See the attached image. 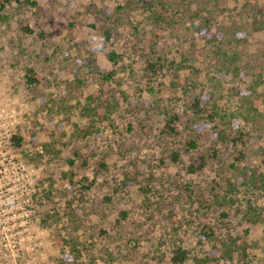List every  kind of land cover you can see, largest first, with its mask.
<instances>
[{
	"label": "rangeland",
	"instance_id": "rangeland-1",
	"mask_svg": "<svg viewBox=\"0 0 264 264\" xmlns=\"http://www.w3.org/2000/svg\"><path fill=\"white\" fill-rule=\"evenodd\" d=\"M29 2L0 0L1 120L48 179L18 195L15 221L0 211V264H61L60 240L69 264H174L179 249L183 264H264V193L229 186L264 174V103L241 115L246 88L264 94V0ZM235 122L242 142L214 141ZM230 236L246 250L229 262Z\"/></svg>",
	"mask_w": 264,
	"mask_h": 264
},
{
	"label": "trees",
	"instance_id": "trees-1",
	"mask_svg": "<svg viewBox=\"0 0 264 264\" xmlns=\"http://www.w3.org/2000/svg\"><path fill=\"white\" fill-rule=\"evenodd\" d=\"M18 3L22 6H24L25 4H29V0H17ZM138 2V4H141L142 6H146L147 8H152L153 5H154V0H136ZM32 5H36L35 3H32ZM179 13V11L177 12ZM3 18H7V17H3ZM154 20L155 21H159L161 18L156 16V14L153 16ZM254 21L257 23V24H260L259 23V19L258 18H254ZM264 27V22L261 23ZM26 32L28 33H32V31L27 28L25 29ZM113 57V56H112ZM114 58V57H113ZM112 58V59H113ZM150 66L152 68H154L156 66L155 63H151ZM150 67V68H151ZM27 73L25 75V79H26V82H27V85L28 86H31V85H35V84H38L40 83V79L35 76L34 74V71L32 69H27L26 70ZM256 85H253V86H250L248 88H246L244 91H243V101L245 103H247L249 105L248 109L245 110V113H242L241 115L244 117L245 120H252V117H250L253 113L256 114L258 112V108H260L263 103H264V94H261V95H257V92H256ZM207 101L203 100L202 98H197L195 104H194V109H196L197 112L201 113L203 107L205 106ZM91 106V105H89ZM87 113H92L93 110L88 109L86 110ZM214 116H210V119H213ZM235 118V121L237 120L236 119V116H234ZM175 119H179L177 116H175L174 120ZM233 125L235 126L234 128V131L235 133L232 134V135H229L228 132H226L224 129H219V127L216 125V126H213L212 127V130L214 134L213 135V138H214V141H222L224 143H230L233 147L237 146L240 142H242L244 140V138L242 139V132L239 136V130H237V122L233 123ZM202 127L206 128L207 125H203ZM174 130V128L172 129ZM22 141H23V138L22 137H17L15 138V145L18 147V148H22ZM197 147L196 145V142L195 141H192L191 143H188L187 144V148L188 149H192V150H195ZM217 151L214 149V153H216ZM216 156V154H215ZM172 161L173 162H178L179 161V154L178 153H174L172 155ZM201 163L199 164L197 162L196 165L195 164H191L188 171L190 174H194V173H197L199 171H202L203 168H204V165L206 163V158L205 157H202L200 159ZM247 170H245L237 179L238 181L236 183H230L229 186H230V191H233V187H234V190H237L239 187L238 186H244L248 191H251L253 193H256V192H262L264 193V174H261L258 169L257 170H251L250 174L247 175L246 174ZM247 175V176H246ZM66 176V174H64V177ZM46 179H48V177L46 176V171H43L42 172V175L40 176V178L38 179H35V185H40L44 188V186H46ZM49 181V180H48ZM53 184H50V187L52 186ZM83 190H89V186H83ZM49 190L47 191H44L43 192V197L46 198V196H48L49 194ZM42 197V198H43ZM40 198V200L42 199ZM232 202V198H229ZM224 202L225 203H229L226 198H224ZM249 203V202H248ZM39 204H41V202H39ZM248 210L250 212H248L246 218L249 222H252V223H257L260 219V214L257 213V210L255 208V206L251 205V203H249V208ZM253 211V212H252ZM53 214H48L49 217H52ZM42 223L44 225L48 224L46 218L43 219ZM59 247H60V252L62 254V260H61V264H69V260H70V255H71V249L73 248L72 245L70 244L69 241H66V240H60L59 242ZM217 247L219 246L218 244L216 245ZM223 250H224V258L227 260V261H232L234 258H233V253L234 252H237V254H243L245 253V246L240 242V239L237 238V237H233V236H230L228 238V241L227 242H224L223 243ZM189 258V254H188V251L186 250H182V249H179L177 250V252H175V255L173 258L170 259V261H172L174 264H183L184 262H186V260Z\"/></svg>",
	"mask_w": 264,
	"mask_h": 264
},
{
	"label": "built area",
	"instance_id": "built-area-1",
	"mask_svg": "<svg viewBox=\"0 0 264 264\" xmlns=\"http://www.w3.org/2000/svg\"><path fill=\"white\" fill-rule=\"evenodd\" d=\"M0 108V211L4 215H8V219L16 220L15 211L19 207L18 195H32L33 184L35 182V170L32 165L28 164L24 156L18 152V147L15 145V134L13 133L15 124H3L1 120ZM39 178V177H38ZM37 179V178H36ZM35 186V185H34ZM27 217L29 214H25ZM31 215V214H30ZM9 220L6 219V223ZM11 227V228H10ZM7 231H12L15 226H10ZM13 237V235H12ZM9 247L14 255H20L18 245L19 241L13 240ZM1 245L4 239H1ZM2 249L0 247V258ZM7 257V254L3 255Z\"/></svg>",
	"mask_w": 264,
	"mask_h": 264
}]
</instances>
